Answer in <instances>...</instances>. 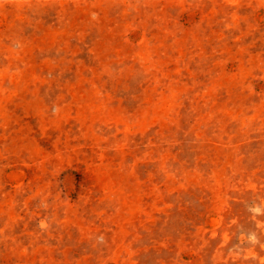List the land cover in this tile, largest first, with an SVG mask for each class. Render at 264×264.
Returning a JSON list of instances; mask_svg holds the SVG:
<instances>
[{
	"label": "rangeland",
	"instance_id": "obj_1",
	"mask_svg": "<svg viewBox=\"0 0 264 264\" xmlns=\"http://www.w3.org/2000/svg\"><path fill=\"white\" fill-rule=\"evenodd\" d=\"M0 264H264V0H0Z\"/></svg>",
	"mask_w": 264,
	"mask_h": 264
}]
</instances>
